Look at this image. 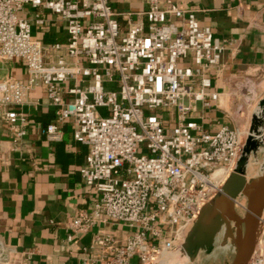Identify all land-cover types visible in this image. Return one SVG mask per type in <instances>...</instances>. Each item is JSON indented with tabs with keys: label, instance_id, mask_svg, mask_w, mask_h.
<instances>
[{
	"label": "built area",
	"instance_id": "1",
	"mask_svg": "<svg viewBox=\"0 0 264 264\" xmlns=\"http://www.w3.org/2000/svg\"><path fill=\"white\" fill-rule=\"evenodd\" d=\"M144 2L135 12L112 0H0V66L17 61L26 71L25 81L0 77L12 149L22 150V108L39 87L54 112L39 133L58 142L69 123L87 147L80 175L92 203L66 224V242L91 234L80 264H169L221 192L246 136L235 117L241 105L229 107L253 81L214 89L224 44L199 25L195 10ZM45 12L62 22L64 41L34 35L44 37ZM242 200L234 207L244 215ZM29 255L6 247L0 264ZM246 264H264V210Z\"/></svg>",
	"mask_w": 264,
	"mask_h": 264
},
{
	"label": "crops",
	"instance_id": "2",
	"mask_svg": "<svg viewBox=\"0 0 264 264\" xmlns=\"http://www.w3.org/2000/svg\"><path fill=\"white\" fill-rule=\"evenodd\" d=\"M180 7L195 10L201 26H208L225 49L220 69L211 72L214 89L228 91L249 78L264 76V0H174ZM117 10L140 11L144 0H112ZM49 20L45 43L64 41L65 31L56 16L45 12ZM10 75L26 80L24 64L8 61L0 66V77ZM22 112L28 120L22 150L11 147L12 134L0 115V252L14 247L20 264H80L81 247L91 234L66 242V224L78 209L92 203V191L86 187L80 168L87 147L76 142L71 126H62V139L47 141L39 127L54 121L45 92L35 88ZM18 263V264H19Z\"/></svg>",
	"mask_w": 264,
	"mask_h": 264
},
{
	"label": "water",
	"instance_id": "3",
	"mask_svg": "<svg viewBox=\"0 0 264 264\" xmlns=\"http://www.w3.org/2000/svg\"><path fill=\"white\" fill-rule=\"evenodd\" d=\"M262 116H264V93L251 111L248 131L240 154L221 192L200 212L176 257L169 264H182L183 259L189 255L191 246L197 245L212 233L222 220L234 223L236 228L237 239L235 238L236 240L233 241L234 254L230 264L247 263L255 241L258 217L264 210V177L262 180L250 179L246 184V176L249 175V170L254 164V135L260 126ZM239 192H242V197L246 202V212L242 219L237 217L238 212L235 210L233 202ZM200 248L207 249V246L201 244L197 250Z\"/></svg>",
	"mask_w": 264,
	"mask_h": 264
},
{
	"label": "rangeland",
	"instance_id": "4",
	"mask_svg": "<svg viewBox=\"0 0 264 264\" xmlns=\"http://www.w3.org/2000/svg\"><path fill=\"white\" fill-rule=\"evenodd\" d=\"M249 89L250 90L244 91L242 97L234 100L229 107L231 111H234L237 104L241 105L240 110L235 114V117L237 118L236 122L240 125V127L246 129L249 127L251 111L259 97L264 93V76L257 78ZM258 155L259 158L264 156V154H260V152H258ZM254 168H256V165L253 164L249 170L250 176L252 175L251 170ZM243 202H245V200ZM222 238L223 235L221 230V232H218L214 238L212 243L214 249L212 248V252L210 251V253H208L205 249L200 248L195 252L192 257L193 259H189L186 264H230L233 258L232 249L222 251L218 248Z\"/></svg>",
	"mask_w": 264,
	"mask_h": 264
},
{
	"label": "bare ground",
	"instance_id": "5",
	"mask_svg": "<svg viewBox=\"0 0 264 264\" xmlns=\"http://www.w3.org/2000/svg\"><path fill=\"white\" fill-rule=\"evenodd\" d=\"M247 131H248V129L246 130V134H247ZM258 152H260V154H264V116H262L260 126L257 128V130L255 131V135H254V150H253V158L254 159L253 160H254V165H256V168L251 170V172H252L251 176L252 177L247 174L246 184L249 183L250 179H252L253 177L255 179H258V180H260V179L262 180V178L264 177V156L259 158ZM238 198L239 199L243 198L242 192H239L237 194V196L233 199V202L234 203L238 202ZM238 203L242 204L240 201ZM242 216L243 215L238 212L237 217L239 219H242ZM221 230H222L223 238H222L221 242L219 243L218 248L222 251H225L227 249H233L234 250L233 241H235L237 239L236 238V228L234 226V223L227 222V220H222L217 224V226L215 227V229L212 233L208 234L197 245L191 246L190 251H189V255L186 257V259H183L184 261L182 262V264L187 263L189 258L191 259L194 256L197 248L201 244H205L207 246V249L205 248V250L208 253H210V251L212 252L213 251L212 248L214 249V246L211 244V242L213 243L216 234L218 232H221ZM176 255L174 256V258L176 257Z\"/></svg>",
	"mask_w": 264,
	"mask_h": 264
}]
</instances>
